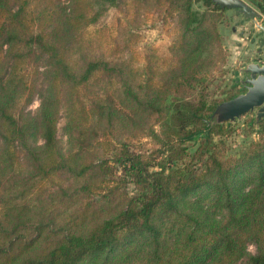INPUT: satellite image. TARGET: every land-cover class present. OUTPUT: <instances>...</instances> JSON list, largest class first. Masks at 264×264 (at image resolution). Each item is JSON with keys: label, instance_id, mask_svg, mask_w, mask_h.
Wrapping results in <instances>:
<instances>
[{"label": "trees", "instance_id": "trees-1", "mask_svg": "<svg viewBox=\"0 0 264 264\" xmlns=\"http://www.w3.org/2000/svg\"><path fill=\"white\" fill-rule=\"evenodd\" d=\"M143 1L176 24L144 65L116 0H0V264H264V118L236 156L206 122L223 9Z\"/></svg>", "mask_w": 264, "mask_h": 264}, {"label": "rangeland", "instance_id": "rangeland-1", "mask_svg": "<svg viewBox=\"0 0 264 264\" xmlns=\"http://www.w3.org/2000/svg\"><path fill=\"white\" fill-rule=\"evenodd\" d=\"M62 1L66 3V0ZM136 1L138 0H116L114 5L109 6L104 11L99 24H111L109 26L111 28L114 26L112 24L117 15L122 18V24L127 22V28L131 31L133 30L132 24L136 23L137 27L134 28L136 35H131L128 42L131 49L125 51L142 54L140 61L144 65L150 47H154V52L159 57H168V46L172 39L173 30L176 29L175 14L168 10L169 4L165 1L153 3L141 0V6H134ZM243 1L261 14L256 21L264 27V15L254 5L253 0ZM192 8L199 12L207 9L201 1L193 3ZM219 13L216 25L222 54L216 55L217 67L213 73L215 84L219 86L218 95L220 99L225 100L232 94H239L244 91L241 80L244 79L245 73L241 69L246 64L250 62L264 63V30L257 27L251 19L246 18L236 9L223 8ZM39 106L40 98L35 97L28 105V110L36 114ZM64 107L65 105L60 110L61 116L57 123L58 144L62 149L67 147V135L63 130ZM254 114L255 112L246 113L234 122L220 124L221 128L218 129L220 132L213 136L214 141L222 142L225 156L240 154L250 143L258 139V124L253 120ZM185 144L189 145L190 150L194 148V144L191 142H185ZM136 145L138 149L149 150L157 147L158 142L149 136H144L136 141ZM129 189L131 190L132 186ZM248 251L253 253L254 247L250 245Z\"/></svg>", "mask_w": 264, "mask_h": 264}, {"label": "water", "instance_id": "water-1", "mask_svg": "<svg viewBox=\"0 0 264 264\" xmlns=\"http://www.w3.org/2000/svg\"><path fill=\"white\" fill-rule=\"evenodd\" d=\"M222 9H236L255 25L264 30L256 21L261 15L243 0H211ZM245 73L241 80L244 91L228 100L220 102L206 121L209 126L220 125L224 122H234L246 113L254 114V122L264 118V63L250 62L241 69Z\"/></svg>", "mask_w": 264, "mask_h": 264}]
</instances>
